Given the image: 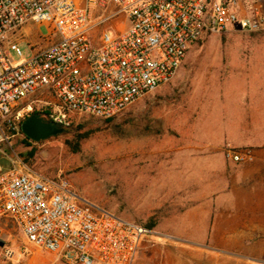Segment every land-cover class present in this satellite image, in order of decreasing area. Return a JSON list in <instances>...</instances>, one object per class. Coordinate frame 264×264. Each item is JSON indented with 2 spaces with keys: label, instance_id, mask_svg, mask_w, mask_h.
Wrapping results in <instances>:
<instances>
[{
  "label": "rangeland",
  "instance_id": "obj_1",
  "mask_svg": "<svg viewBox=\"0 0 264 264\" xmlns=\"http://www.w3.org/2000/svg\"><path fill=\"white\" fill-rule=\"evenodd\" d=\"M120 20L96 28L91 37L103 33L115 38ZM56 39L57 34L45 23H28L11 38L26 60ZM195 52H264V32H207L190 47L168 84L111 121L74 115L72 124L61 134L40 142L22 134L11 137L5 130L9 144L0 142L5 152L0 154V172L11 168L12 161L19 158L35 174L60 176L68 181L80 204L86 202L131 222L151 226L156 237L144 241L135 264H264V210L238 211L240 204L215 202L216 199L184 201L187 194L205 192L209 186L220 192L222 185L247 174L249 171L244 169L249 164L264 165V148L233 147L221 138L222 104L235 105L236 100L225 102L220 94L224 89H237L234 84L227 85L222 75L233 71L205 65L221 60L194 55ZM10 57L14 62L19 60L14 52ZM240 86L245 89V85ZM224 117L233 123L234 132L238 131L236 122L244 121L235 113ZM77 130L84 139L79 151L73 153L68 143L75 145L73 135ZM30 151H34V157L25 163L22 155ZM229 152L240 154L243 160L233 162ZM198 164L202 169L197 168ZM187 167H193L191 173L196 178L202 176L199 182L194 180L193 187L184 176ZM239 168L242 171L237 172ZM244 179V185H252ZM252 205L256 207V203ZM0 241L4 242L0 246V264H15L3 257V250L19 251L25 240L10 220L0 221ZM25 246L29 255L19 264H53L51 255Z\"/></svg>",
  "mask_w": 264,
  "mask_h": 264
},
{
  "label": "built area",
  "instance_id": "obj_2",
  "mask_svg": "<svg viewBox=\"0 0 264 264\" xmlns=\"http://www.w3.org/2000/svg\"><path fill=\"white\" fill-rule=\"evenodd\" d=\"M256 1L0 0V142L9 144L5 130L20 134L19 124L35 110L62 129L74 115L116 117L168 84L207 32H264ZM118 18L115 38L91 37ZM28 23L49 24L57 39L26 60L11 38ZM79 201L68 181L35 174L19 158L0 172V221L10 220L25 245L51 255L53 264H135L144 241L156 237ZM25 245L3 250V257L19 264L29 255Z\"/></svg>",
  "mask_w": 264,
  "mask_h": 264
},
{
  "label": "crops",
  "instance_id": "obj_3",
  "mask_svg": "<svg viewBox=\"0 0 264 264\" xmlns=\"http://www.w3.org/2000/svg\"><path fill=\"white\" fill-rule=\"evenodd\" d=\"M258 5L264 8V0H257ZM194 55H204L208 59H220L221 61H214L205 63V65H212V67H220L224 71L232 70L233 72H226L222 75L225 78L227 85L229 83L236 85V90L224 89L221 92V98L225 102L229 99H235V105L227 102L222 104L221 114L223 115L220 122V127L223 133L221 138L229 145L240 148H264V52H250V53H223V52H195ZM235 55V56H234ZM244 59V61H224L233 59ZM184 63V62H183ZM235 71V73H234ZM240 84L245 85V89ZM235 106V110H231ZM235 113L237 117H244V121H237L238 131H233V123L226 121L224 115ZM242 131V132H241ZM199 165V164H198ZM244 171H249L247 174H240L234 182L221 186V191H217L214 186L206 188L205 192L194 191L192 194H187L184 201L188 203L195 202H221L230 201L240 204L238 211H262L264 210V165L257 166V164H249L245 166ZM258 167V168H256ZM197 168L202 169L201 165ZM193 167H187L185 170V178L191 182H199L201 175L197 178L191 171ZM225 170V168H224ZM242 171V169H238ZM195 177V178H194ZM247 178L252 185H244ZM195 180V181H194ZM246 183V182H245ZM243 184V185H242ZM185 187V185H182ZM189 187V186H187ZM198 188L201 186L197 185ZM223 197L221 199L220 195ZM220 198H216V196ZM214 196V197H213ZM256 203V207L254 205ZM248 204V206H247Z\"/></svg>",
  "mask_w": 264,
  "mask_h": 264
},
{
  "label": "water",
  "instance_id": "obj_4",
  "mask_svg": "<svg viewBox=\"0 0 264 264\" xmlns=\"http://www.w3.org/2000/svg\"><path fill=\"white\" fill-rule=\"evenodd\" d=\"M21 132L25 138L33 142H40L61 134L63 129L56 128L39 117L30 116L22 123ZM0 246H3L2 241H0Z\"/></svg>",
  "mask_w": 264,
  "mask_h": 264
},
{
  "label": "trees",
  "instance_id": "obj_5",
  "mask_svg": "<svg viewBox=\"0 0 264 264\" xmlns=\"http://www.w3.org/2000/svg\"><path fill=\"white\" fill-rule=\"evenodd\" d=\"M31 116L41 117V112L38 111V110H35V111L31 114ZM89 117H90V116H89ZM112 119H113V118L108 119V121H111ZM42 120H43L44 122L47 123V121H46L45 119L42 118ZM24 121H25V120H24ZM24 121H23V122H24ZM23 122H21V123L19 124L20 134H22V132H21V125H22ZM71 124H72V121H71ZM79 129H81V128H79ZM78 131H79V130H77L76 133L74 132V135H73V137H74V139H75V141H76L75 145H72L71 143H68V147L72 150L73 153H77V152L79 151V146H80L81 142H82L83 139H84L83 136H82V134H80ZM22 135H23V134H22ZM33 157H34V151L26 152L24 155H22V158L24 159V162H25V163H29V159H32ZM145 227L151 229V226H145Z\"/></svg>",
  "mask_w": 264,
  "mask_h": 264
},
{
  "label": "flooded vegetation",
  "instance_id": "obj_6",
  "mask_svg": "<svg viewBox=\"0 0 264 264\" xmlns=\"http://www.w3.org/2000/svg\"><path fill=\"white\" fill-rule=\"evenodd\" d=\"M3 246H4V242H3Z\"/></svg>",
  "mask_w": 264,
  "mask_h": 264
}]
</instances>
